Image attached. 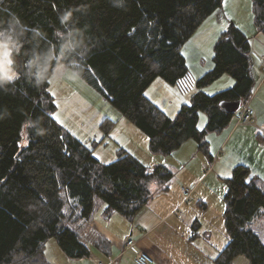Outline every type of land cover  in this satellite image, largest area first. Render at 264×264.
Wrapping results in <instances>:
<instances>
[{
    "label": "trees",
    "instance_id": "obj_1",
    "mask_svg": "<svg viewBox=\"0 0 264 264\" xmlns=\"http://www.w3.org/2000/svg\"><path fill=\"white\" fill-rule=\"evenodd\" d=\"M223 6L224 0H0V28L19 18L12 38L23 45L10 63L18 78L0 84V264H48L44 248L52 237L70 259L87 257V246L64 219L65 208L85 223L101 199L105 218L118 213L132 221L151 198V185L168 186L174 177L170 167H148L124 149L110 163L96 159L53 117L48 79L54 68L74 67L103 90L147 134L152 153L170 154L189 139L207 153L208 132L221 131L238 112L223 111L220 101L244 104L255 87L249 38L236 24L220 35L213 66L195 80L199 89L228 74L231 87L194 92L173 118L144 92L156 77L171 85L185 80L183 44ZM251 9L255 28L264 34V0H251ZM33 58L48 68L40 84L36 68L27 65ZM200 111L208 118L203 130L197 127ZM101 124L107 132L114 122L105 118ZM225 181L228 240L213 264H233L237 256L264 264V242L249 226L264 212V186L244 164L235 165Z\"/></svg>",
    "mask_w": 264,
    "mask_h": 264
},
{
    "label": "crops",
    "instance_id": "obj_2",
    "mask_svg": "<svg viewBox=\"0 0 264 264\" xmlns=\"http://www.w3.org/2000/svg\"><path fill=\"white\" fill-rule=\"evenodd\" d=\"M230 2H234L233 15H225L226 13L223 12H228L225 7L221 15L216 13L217 15H213V18L218 23H225L221 34L229 29V24L234 23L249 38L251 73L255 79V87L246 102L254 111L253 120L250 123L240 124L237 122V115L232 116L228 125L219 133L210 135V145L204 156L197 155L196 152L200 150L196 142H192L194 145H191V155L195 158L185 157L180 161L181 166L176 170L174 186L154 183V186L158 188L165 185V191L168 192L162 194L160 189L159 195L154 198L152 196L132 221L118 213L112 214L109 218H105L103 214L97 217L95 211L87 222L78 221L80 227L77 233L89 250V255L84 257L85 263L81 264H97L99 261L103 264H136L134 261L136 247L153 258L152 264H213V259L228 239L224 236L222 240H218L213 232L214 227L208 222L203 227L195 207H199L200 210L208 207L213 211L220 210L223 217L224 195L227 188L225 179L230 176L236 164L248 166L251 176H256L260 184L264 186V141L260 135V131L264 130V71L262 69L264 34L255 28L252 9L249 6L248 13L241 15L240 10L236 8V0H230ZM218 33L219 30L216 36ZM1 51L3 53L4 49ZM7 67L11 71L2 70L0 73L7 76L13 72L10 64ZM211 67L210 64L209 69ZM192 159L197 162L198 169L195 173H192L188 167ZM154 161L152 166L160 164L157 158ZM208 163L210 167L206 169ZM180 172L182 175H178ZM182 186L193 187L189 203L188 200L184 201ZM175 193L176 197L172 200L171 197ZM192 195H194L193 198ZM99 217L100 219L96 220ZM126 237L136 240L135 248H125ZM79 259L83 260V258ZM72 263L66 262V264ZM233 264H248V261L243 256H237Z\"/></svg>",
    "mask_w": 264,
    "mask_h": 264
},
{
    "label": "rangeland",
    "instance_id": "obj_3",
    "mask_svg": "<svg viewBox=\"0 0 264 264\" xmlns=\"http://www.w3.org/2000/svg\"><path fill=\"white\" fill-rule=\"evenodd\" d=\"M239 3L241 6L240 9ZM236 4V8L240 10L241 15H246V12L248 13V6L251 8L250 0L249 5L248 0H236ZM233 5L234 2L224 0L223 7H226L228 12H225L223 9L224 12L220 11V15L222 12L224 14L226 13L225 15H233L235 12V10H233ZM216 13L217 12H214L210 16L206 17L182 46V53L188 68V74L185 80H181L179 83L171 85L163 78L156 77L144 92L152 103L170 118L175 117L182 104L189 103L194 92L201 90L207 94H213L217 91L231 87L234 83V78L232 76L223 74L208 85L199 89L195 85V80L209 70L210 64L213 66L215 42L220 37V32L225 28L224 22L218 23L215 21V18H213V15H217ZM218 30L219 33L216 36ZM1 49L0 71H11V69L7 67L9 64H7V66L3 64L5 57L3 56ZM66 65L65 63H59L56 68H54L48 79V92L52 96L56 106L55 111L53 112V117L63 128L70 131L79 141L86 144L92 150V155L100 162L105 164L112 162L117 157V150L124 149L148 167L152 166L151 164L155 162L154 160L157 158L160 164L166 165L174 171L175 177V173H177L176 170L180 168V161L183 158H195L191 155V145H194L192 144V142L195 141L194 139L185 141L181 148L174 150L170 154L152 153L149 150L147 134L138 128L132 121L122 115V113L112 104L103 90L88 83L80 74L77 73L74 67ZM12 71L15 72L14 70ZM105 118L111 119L114 122L107 132H105L101 127V123ZM207 120L208 118L206 113L204 111H200L197 122L199 130L206 128ZM212 133L217 134L219 132H208L206 136L208 148L210 145L209 137ZM196 153L201 156L205 155L203 151ZM193 159L190 161L188 167L192 173H195L198 167H196V160ZM207 166L208 167L206 169L210 167V163H208ZM202 170L204 171V169ZM178 175H182V172ZM174 177L168 184L170 187L175 184ZM165 185L158 188L152 184L151 198L152 196L153 198L155 196L157 197L160 193V189L163 192L162 194H166L168 191H165ZM175 197L176 193L172 195V200L175 199ZM193 197L194 195H192V198ZM185 200H188L187 202L189 203V200L191 199H186L184 195V201ZM103 208V201L101 199H97L94 209L97 217L98 215L103 214ZM195 208L197 209V214L202 220L203 227H205V224L207 225V222L211 224L214 227V235L218 237V240H222V237L226 236L225 230L222 228V212L220 210L213 211V209L209 207L205 210H200L197 206ZM63 212L65 216L64 219L67 220L70 227L76 230L79 229L78 223L80 221L77 216H70L67 208H65ZM69 218L70 220H68ZM99 219L100 217L96 220ZM97 223L99 224V222ZM106 225L107 224L105 223V226ZM249 226L264 242V212H261L257 217L252 219ZM44 252L48 264H66V262H73L72 264L85 263L84 258L83 260L69 259L60 249L56 239L53 237L46 241Z\"/></svg>",
    "mask_w": 264,
    "mask_h": 264
},
{
    "label": "clouds",
    "instance_id": "obj_4",
    "mask_svg": "<svg viewBox=\"0 0 264 264\" xmlns=\"http://www.w3.org/2000/svg\"><path fill=\"white\" fill-rule=\"evenodd\" d=\"M65 17H67V19H70L71 13L70 12L65 13ZM62 22H66V21L62 18ZM18 24H19V18H15L7 29L0 28V36H2V39H0V48L4 49L3 56L6 58L3 61L4 65L12 63L13 61L11 57L13 52H16L18 54L20 48L23 46L18 39L12 38V33L14 32V25H18ZM5 32L8 34L5 35L4 34ZM62 54L63 53L61 52V55ZM50 59L51 57H49V60ZM27 65L29 67L36 68V71L33 73L34 79L36 80L37 84L42 83L43 79L45 78V74L48 71L47 66H38L35 58L27 61ZM16 78H18V74L15 72H11L7 76L0 75V84L10 82Z\"/></svg>",
    "mask_w": 264,
    "mask_h": 264
},
{
    "label": "built area",
    "instance_id": "obj_5",
    "mask_svg": "<svg viewBox=\"0 0 264 264\" xmlns=\"http://www.w3.org/2000/svg\"><path fill=\"white\" fill-rule=\"evenodd\" d=\"M262 69L264 71V56L262 58ZM253 116H254L253 109L245 101V103L241 105V107L237 112V122L240 124L250 123L253 120ZM260 135L262 141H264V130L260 131ZM182 191L186 199H189L192 191V187L182 186ZM124 246L126 249H133L136 247V242L133 238L127 237L124 240ZM134 261L136 264H152L154 260L147 252L136 247L134 254ZM97 264H103V263L99 261Z\"/></svg>",
    "mask_w": 264,
    "mask_h": 264
},
{
    "label": "water",
    "instance_id": "obj_6",
    "mask_svg": "<svg viewBox=\"0 0 264 264\" xmlns=\"http://www.w3.org/2000/svg\"><path fill=\"white\" fill-rule=\"evenodd\" d=\"M220 11H217V13L219 14ZM242 105V100H223L220 101L219 106L220 108L228 113H235L239 110V108Z\"/></svg>",
    "mask_w": 264,
    "mask_h": 264
},
{
    "label": "snow or ice",
    "instance_id": "obj_7",
    "mask_svg": "<svg viewBox=\"0 0 264 264\" xmlns=\"http://www.w3.org/2000/svg\"><path fill=\"white\" fill-rule=\"evenodd\" d=\"M199 127V126H198Z\"/></svg>",
    "mask_w": 264,
    "mask_h": 264
}]
</instances>
